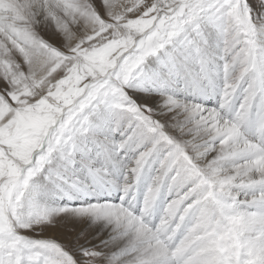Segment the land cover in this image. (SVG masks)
Returning <instances> with one entry per match:
<instances>
[{
  "label": "snow or ice",
  "instance_id": "snow-or-ice-1",
  "mask_svg": "<svg viewBox=\"0 0 264 264\" xmlns=\"http://www.w3.org/2000/svg\"><path fill=\"white\" fill-rule=\"evenodd\" d=\"M0 264H264V0H0Z\"/></svg>",
  "mask_w": 264,
  "mask_h": 264
}]
</instances>
